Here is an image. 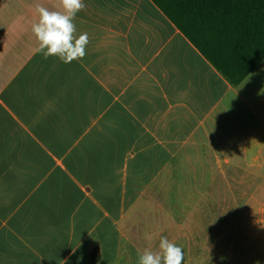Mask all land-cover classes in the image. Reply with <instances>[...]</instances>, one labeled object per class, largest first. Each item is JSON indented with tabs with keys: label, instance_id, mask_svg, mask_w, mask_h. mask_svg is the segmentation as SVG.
<instances>
[{
	"label": "crops",
	"instance_id": "0c3cea01",
	"mask_svg": "<svg viewBox=\"0 0 264 264\" xmlns=\"http://www.w3.org/2000/svg\"><path fill=\"white\" fill-rule=\"evenodd\" d=\"M84 3L86 55L65 64L31 31L35 5L59 0H0V264H137L162 237L204 246L196 214L174 227L161 209L173 168L200 184L211 169L234 199L257 185L245 262L264 264V64L234 88L152 0Z\"/></svg>",
	"mask_w": 264,
	"mask_h": 264
},
{
	"label": "trees",
	"instance_id": "16d2710c",
	"mask_svg": "<svg viewBox=\"0 0 264 264\" xmlns=\"http://www.w3.org/2000/svg\"><path fill=\"white\" fill-rule=\"evenodd\" d=\"M152 1L234 88L264 64V0Z\"/></svg>",
	"mask_w": 264,
	"mask_h": 264
},
{
	"label": "rangeland",
	"instance_id": "374dc122",
	"mask_svg": "<svg viewBox=\"0 0 264 264\" xmlns=\"http://www.w3.org/2000/svg\"><path fill=\"white\" fill-rule=\"evenodd\" d=\"M170 170L173 184L168 185V197L163 201L165 204L161 209L168 213L171 211L174 227L182 225L188 217L186 212L189 215L196 214L195 217L204 226V232L199 233L204 246L183 249L190 252L188 257L192 259V264H246L245 247H250L252 241L255 243L261 238L262 213L257 185H254L253 199H234L226 193L228 184L223 179L211 178V169H207L210 173L205 176L206 182L201 184L196 182L192 169ZM188 172L190 177H187ZM256 250L254 244V255ZM230 256L234 257L236 263L230 260Z\"/></svg>",
	"mask_w": 264,
	"mask_h": 264
},
{
	"label": "clouds",
	"instance_id": "9594fccd",
	"mask_svg": "<svg viewBox=\"0 0 264 264\" xmlns=\"http://www.w3.org/2000/svg\"><path fill=\"white\" fill-rule=\"evenodd\" d=\"M85 7L84 0H59L60 10L35 5L38 20L32 24L31 31L38 43L36 51L44 59L57 57L61 62L70 64L85 57L89 36L87 32H82L77 37L74 23L77 14ZM145 238L151 240L152 237L145 234ZM137 256V264H182L184 250L162 237L158 251L146 248L143 252H138Z\"/></svg>",
	"mask_w": 264,
	"mask_h": 264
}]
</instances>
